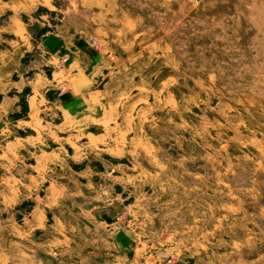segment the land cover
Returning a JSON list of instances; mask_svg holds the SVG:
<instances>
[{
	"label": "rangeland",
	"instance_id": "rangeland-1",
	"mask_svg": "<svg viewBox=\"0 0 264 264\" xmlns=\"http://www.w3.org/2000/svg\"><path fill=\"white\" fill-rule=\"evenodd\" d=\"M46 1L20 19L64 45L24 57L45 83L1 100L0 221L78 201L169 264H264V0ZM72 60L77 94L55 73Z\"/></svg>",
	"mask_w": 264,
	"mask_h": 264
},
{
	"label": "crops",
	"instance_id": "crops-1",
	"mask_svg": "<svg viewBox=\"0 0 264 264\" xmlns=\"http://www.w3.org/2000/svg\"><path fill=\"white\" fill-rule=\"evenodd\" d=\"M38 4L53 7L46 0H0V105L9 90H14L20 99L23 92L33 90L34 84L45 83L41 71L35 72L32 79L26 76L34 67L24 63V57L39 48L55 53L64 45L57 32L43 33L42 37L34 39L20 19ZM55 73L67 77L74 94L87 84L82 73L77 71L76 61L72 60ZM92 96L98 97V94ZM32 98V95L23 98L26 115L30 113ZM90 101V97L76 96L69 102V108L73 112L87 113L89 107L96 105ZM18 104L16 101L15 105ZM22 206L21 202L8 210L1 206L4 213L16 212V216L8 225H5L7 220L0 221V264H169L165 252L159 251L161 246L146 239V234L136 232L134 225L130 228L114 225V208L93 219L77 201L70 204L64 216L55 217L47 207L36 211L32 218L22 220V211L18 214ZM174 261V264H181L179 260Z\"/></svg>",
	"mask_w": 264,
	"mask_h": 264
},
{
	"label": "built area",
	"instance_id": "built-area-1",
	"mask_svg": "<svg viewBox=\"0 0 264 264\" xmlns=\"http://www.w3.org/2000/svg\"><path fill=\"white\" fill-rule=\"evenodd\" d=\"M64 89H65V86H62L61 89H60V93H61L62 91H64Z\"/></svg>",
	"mask_w": 264,
	"mask_h": 264
}]
</instances>
